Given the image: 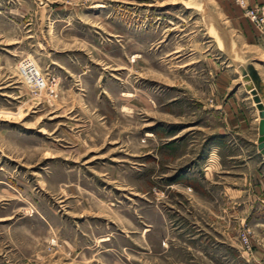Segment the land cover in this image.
<instances>
[{"label": "rangeland", "instance_id": "obj_1", "mask_svg": "<svg viewBox=\"0 0 264 264\" xmlns=\"http://www.w3.org/2000/svg\"><path fill=\"white\" fill-rule=\"evenodd\" d=\"M248 65L264 79V35L229 0H0V264H247L210 254L214 197L176 183L237 106L256 137Z\"/></svg>", "mask_w": 264, "mask_h": 264}, {"label": "crops", "instance_id": "obj_2", "mask_svg": "<svg viewBox=\"0 0 264 264\" xmlns=\"http://www.w3.org/2000/svg\"><path fill=\"white\" fill-rule=\"evenodd\" d=\"M229 1L243 14L233 0ZM247 2L250 6L264 4V0ZM260 78L264 94V79L261 76ZM242 98L244 101L251 99L255 107L258 117L256 137L251 118L245 111L250 108L249 103L237 106L240 118L233 116L236 120L234 123L233 118L227 114L226 129L231 134L211 145L205 159L208 163L203 169L204 177L187 174L179 179L176 185L191 190L194 197L202 196L201 194L214 197V204H210L215 209L214 216L210 217L209 238L213 248L209 252L212 256L231 260L241 249L238 242L239 232L242 227L248 226L253 231L256 247L247 264H264V156L259 153L257 147L260 118L247 89ZM227 107L234 114V109L229 103L225 105L226 109ZM239 262L244 264L242 260Z\"/></svg>", "mask_w": 264, "mask_h": 264}, {"label": "built area", "instance_id": "obj_3", "mask_svg": "<svg viewBox=\"0 0 264 264\" xmlns=\"http://www.w3.org/2000/svg\"><path fill=\"white\" fill-rule=\"evenodd\" d=\"M233 2L242 10L246 18L264 35V4L250 6L247 0H233ZM20 74L22 78L38 90L47 87L45 78L32 60H25L20 65ZM253 234L250 229H245L240 234V242L243 254L252 257L255 253V244H253Z\"/></svg>", "mask_w": 264, "mask_h": 264}, {"label": "water", "instance_id": "obj_4", "mask_svg": "<svg viewBox=\"0 0 264 264\" xmlns=\"http://www.w3.org/2000/svg\"><path fill=\"white\" fill-rule=\"evenodd\" d=\"M243 79L245 80L246 89L252 95L253 101L259 112V127H258V150L264 156V94L260 75L253 65H248L243 70Z\"/></svg>", "mask_w": 264, "mask_h": 264}, {"label": "bare ground", "instance_id": "obj_5", "mask_svg": "<svg viewBox=\"0 0 264 264\" xmlns=\"http://www.w3.org/2000/svg\"><path fill=\"white\" fill-rule=\"evenodd\" d=\"M151 135V134H150Z\"/></svg>", "mask_w": 264, "mask_h": 264}]
</instances>
